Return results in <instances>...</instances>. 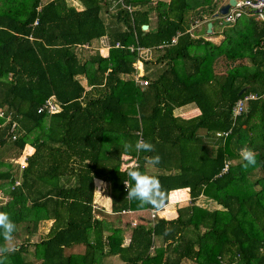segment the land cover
<instances>
[{"label":"trees","instance_id":"1","mask_svg":"<svg viewBox=\"0 0 264 264\" xmlns=\"http://www.w3.org/2000/svg\"><path fill=\"white\" fill-rule=\"evenodd\" d=\"M112 1L118 25L109 28L105 0H0V212L28 233L3 264H94L96 255L120 264H264V97L231 115L239 97L264 92V22L242 16L214 45L187 29L210 20L221 0ZM151 14L154 28L141 29ZM176 32L174 44L157 48ZM102 37L104 53L76 48ZM137 59L145 87L133 80ZM51 96L57 110L37 113ZM186 104L199 114L174 113ZM6 115L17 123L15 140ZM139 137L155 151L125 152ZM28 145L23 169L1 160ZM242 148L256 154L255 166H243ZM155 155L158 172H149L145 157ZM134 158L132 168L157 176L167 198L187 189L189 201L174 218L135 225L124 246L97 215L93 179L106 183L112 213L153 210L127 198L124 182H134L125 164ZM199 196L218 208L195 204ZM47 221L46 234L31 240Z\"/></svg>","mask_w":264,"mask_h":264},{"label":"crops","instance_id":"2","mask_svg":"<svg viewBox=\"0 0 264 264\" xmlns=\"http://www.w3.org/2000/svg\"><path fill=\"white\" fill-rule=\"evenodd\" d=\"M160 1L166 2L168 0H160ZM225 1L226 0L220 1L218 6L216 7L214 13L217 12V9L220 5H223L224 3L227 2V1L226 2ZM104 8H106V12L102 11L101 17L109 25L108 27L112 28V26L118 25L116 22L114 23V19H113V14H114V10H115V2H113L112 0H105ZM242 16L248 17L247 15H242ZM241 17H239L238 19H240ZM207 19H208L207 17L203 16V20H194V21L202 22L200 24L201 27L205 26L207 22H211L210 32L209 33L204 32V34L202 36H194L193 32H192L191 36L196 37V38L200 37L204 41H208L211 44L218 45L223 39L222 31L224 28L220 27L219 31L214 30L213 23H212V22H214L213 15H212V18H210V20L209 19L207 20ZM193 22H191V23H193ZM259 22H261V21H259ZM154 24H155L154 16H153V14H151L148 17V25H145L146 27L143 30H146L148 27L154 28ZM216 25H217V23H216ZM200 26L197 27V29H196L197 31L200 29ZM217 26H219V25H217ZM224 26H226V25H224ZM106 41H107V38L102 37L98 40L91 41V43H89V44H84L82 46H76V48L79 51H82L83 54H84V52H87V51H89V53H92L96 50H100L101 53L102 52L104 53L108 48L107 44H105ZM158 47L159 46H157V48ZM159 49H162V48H159ZM142 55H143V58L146 60H151V61L153 60V53L150 50H147V49L144 50L142 52ZM137 60H139V59H137ZM141 66H142V71L144 72V66L142 64H141ZM158 66H159V64H156L155 66L147 65V69L149 68V69L154 70L155 68H158ZM82 85H85V80H82ZM177 109H182V110L180 112L176 113ZM174 113H176V115H178L182 118H190V117L198 115L199 110L193 104H186L184 106L175 108ZM202 132L203 131L201 130L200 133H202ZM27 147H28V154H30L33 151V148L29 145ZM146 170L149 172H156V171L158 172L157 169H155L153 166H150V165H146ZM93 184H94V191H93V203H94V205L93 206L96 209H99L103 213V214L97 213V215L99 217H101V215H102V218L107 222L106 227H105L108 230L107 232L110 233L111 230L114 228L119 231V235L122 237V245L125 246L129 241L131 229L139 223H145L147 220L150 221L149 220V210L148 209L134 210V211L133 210H127V211H122L119 214H114L110 211V199L108 197V191H107L106 183L100 179L94 178ZM188 201H189V197H188L187 189L173 190L168 195L165 207H163L161 210L157 211L155 216L168 218V219L174 218L176 216V209L178 207L183 206V205H187ZM195 204L200 205L202 207L210 208V209L218 208V206L213 201H211L210 199H208L204 196L197 197L195 200ZM45 223L49 225L50 221H47ZM79 248L81 250V247H79ZM74 250L76 251L77 249H74ZM99 262L102 264H120V261L116 256L101 257L100 255H96L94 264H98ZM182 263L183 264H193L187 260H182Z\"/></svg>","mask_w":264,"mask_h":264},{"label":"clouds","instance_id":"3","mask_svg":"<svg viewBox=\"0 0 264 264\" xmlns=\"http://www.w3.org/2000/svg\"><path fill=\"white\" fill-rule=\"evenodd\" d=\"M123 149L125 152L135 151L137 153L154 152V145L150 141L143 138L137 140L133 145L131 142H124ZM240 157L245 162L244 167L255 166L257 163L256 154L249 148H242ZM145 161L150 166H156L161 162L159 155L146 156ZM127 175L133 181L132 186L125 183L127 189V198L129 200L139 201L141 206L150 205L154 210H161L167 202V191L164 189L159 178L149 174L146 171H141L139 168L129 169ZM16 224L12 221L9 214L0 212V235L3 236L5 243L0 245V264H3V259L17 250L15 245L14 233ZM168 230H166L167 232ZM261 254H264V248L259 249Z\"/></svg>","mask_w":264,"mask_h":264},{"label":"built area","instance_id":"4","mask_svg":"<svg viewBox=\"0 0 264 264\" xmlns=\"http://www.w3.org/2000/svg\"><path fill=\"white\" fill-rule=\"evenodd\" d=\"M121 3V0H118ZM227 1V0H226ZM225 1V2H226ZM234 4L230 5L227 9V12L224 14L217 15L214 20L219 25H232L235 23V21L241 17L242 15H247L249 17H252L256 21L264 22V0H234ZM128 11L130 10V7H126ZM200 21H194L189 29H187V32L191 34L194 31H197V27L201 24ZM180 35V32H176L175 35L171 37L169 42L163 43L159 46V48L166 47L168 45L174 44L176 42V39ZM133 80L134 82L141 86L145 87L148 84V80L143 78V71L142 66L139 60H135L134 62V72H133ZM264 97V92L260 95H257L255 93H246L243 96L239 97L231 109V115L233 119L237 116H239L243 111H245V105L249 100L256 99L258 97ZM58 104L53 98V96L45 99L41 106L38 107L37 113L45 112L47 114H51L57 110ZM3 109H0V117H4ZM5 123H9V132L11 133V140H15L16 134L15 129L17 127V123L15 121H10V116L6 115L4 118ZM3 122V123H4ZM1 126V123H0ZM229 132V130L221 133H216L217 136H226V134ZM141 139L140 137L138 140ZM28 156V150H23L16 158L13 159V163L16 164L19 170L23 169V167L26 164V157ZM136 165V160L130 161V163L125 164L129 169L134 167ZM226 170V164L222 168V172ZM127 182H124V185ZM18 181L15 180L14 185H17ZM157 210H150L149 211V217L154 218ZM152 250V245L149 248V251Z\"/></svg>","mask_w":264,"mask_h":264},{"label":"rangeland","instance_id":"5","mask_svg":"<svg viewBox=\"0 0 264 264\" xmlns=\"http://www.w3.org/2000/svg\"><path fill=\"white\" fill-rule=\"evenodd\" d=\"M213 23V28H214V30H218L219 31V29H220V27L221 28H224L225 29V26L224 25H219V24H217V25H219V26H217L216 25V21L214 20V22H212ZM223 29V30H224ZM108 43V41H106L105 42V44H107ZM182 109H177L176 110V113H178V112H180ZM13 151V150H12ZM7 152L6 154H5V156L1 159L2 161H6V162H9V163H13L12 161H13V159L14 158H16V155L14 154V152ZM0 201L1 202H3V201H5L4 200V197H2V196H0ZM164 210V209H163ZM50 225V224H49ZM49 225L48 224H46V223H42L41 225H40V228H39V231L38 232H36V233H33V235L30 237V239L31 240H35V239H39L41 236H44L45 234H46V232H47V230H48V227H49ZM25 229L24 228H22V226H17L16 225V231H15V233H14V237H15V244H19V243H21L22 242V240L25 238L26 239V237H27V234L28 233H26L25 231H24ZM40 234V235H39Z\"/></svg>","mask_w":264,"mask_h":264},{"label":"water","instance_id":"6","mask_svg":"<svg viewBox=\"0 0 264 264\" xmlns=\"http://www.w3.org/2000/svg\"><path fill=\"white\" fill-rule=\"evenodd\" d=\"M234 0H227L226 3H224L223 5H220L217 9V12H215L213 14V18H215L218 14H224L227 12V9L229 8L230 5L234 4ZM145 25H142L141 28L145 29ZM210 28H211V22H207L205 26L200 27V29L198 31H194L193 35L194 36H201L204 34V32L209 33L210 32ZM245 90V88L240 89V91L238 92V95H240L241 93H243Z\"/></svg>","mask_w":264,"mask_h":264},{"label":"bare ground","instance_id":"7","mask_svg":"<svg viewBox=\"0 0 264 264\" xmlns=\"http://www.w3.org/2000/svg\"><path fill=\"white\" fill-rule=\"evenodd\" d=\"M214 1H215V0H214ZM218 1H219V0H218ZM219 2H220V1H219ZM219 2H218V3H219ZM207 20H208V19H207ZM199 26H200V25H199ZM200 27H201V26H200ZM201 36H202V35H201ZM128 185H129V184H128Z\"/></svg>","mask_w":264,"mask_h":264}]
</instances>
